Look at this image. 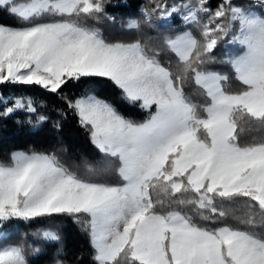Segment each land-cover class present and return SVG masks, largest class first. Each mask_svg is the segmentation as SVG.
<instances>
[{
    "label": "snow or ice",
    "instance_id": "snow-or-ice-1",
    "mask_svg": "<svg viewBox=\"0 0 264 264\" xmlns=\"http://www.w3.org/2000/svg\"><path fill=\"white\" fill-rule=\"evenodd\" d=\"M126 6L0 0L17 21L0 23V120L39 135L71 116L100 154L81 172L56 151L12 152L0 162V228L69 218L93 264H264V136L243 135L264 131V0H149L119 25L135 39H109L108 9ZM24 89L62 101L60 119ZM237 202L247 215L229 223L221 206ZM0 264H29L25 247H0Z\"/></svg>",
    "mask_w": 264,
    "mask_h": 264
},
{
    "label": "trees",
    "instance_id": "trees-1",
    "mask_svg": "<svg viewBox=\"0 0 264 264\" xmlns=\"http://www.w3.org/2000/svg\"><path fill=\"white\" fill-rule=\"evenodd\" d=\"M168 4L179 3L181 0H166ZM186 2V0H184ZM113 3L129 5L126 7L109 8L108 11L116 16L117 25L113 26L105 21V33L109 39L131 41L137 37L135 31H123L119 29L121 23H127L129 18L138 17L140 9L149 4V0H113ZM0 23L16 25L17 21L7 16L0 15ZM157 27L165 33L180 28V22L169 25L167 28L157 23ZM154 34V33H153ZM236 87L237 85H233ZM19 92L20 90H16ZM32 96L37 106L38 113H46L53 120L60 119L56 109L65 105L57 97L50 96L40 89H24ZM197 102L199 99L197 98ZM126 115L142 120L145 114L138 108L122 109ZM35 119V116H33ZM62 131L56 132L52 129L51 123L46 126L42 134H35L29 131L26 125H17L12 120H0V162L9 163L10 154L17 150H51L56 151L62 159L71 165H80L83 172L85 162L94 163L99 159L100 154L91 144L87 134L80 129L73 117L69 116L67 121H61ZM246 139L252 136H264V131L250 130L243 134ZM229 212V223H234V217H246L247 208L243 202L235 204H224L221 206ZM52 230L61 236L60 242H42L39 233L42 230ZM41 241V242H37ZM22 244L29 264H55L57 259L64 261V264H93V250L90 246L88 236L83 233L75 222L69 218H58L43 223L25 224L23 222L8 223L0 228V247ZM33 247L40 249V254H33Z\"/></svg>",
    "mask_w": 264,
    "mask_h": 264
}]
</instances>
